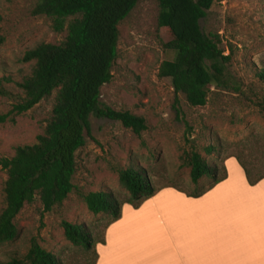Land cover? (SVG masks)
<instances>
[{
    "label": "rangeland",
    "instance_id": "374dc122",
    "mask_svg": "<svg viewBox=\"0 0 264 264\" xmlns=\"http://www.w3.org/2000/svg\"><path fill=\"white\" fill-rule=\"evenodd\" d=\"M36 1L0 0V77L12 80L4 84L12 96H0V113L21 95L16 82L32 71V61H21L24 51L42 42L59 43L66 34L55 32L50 18L31 14ZM158 11V0H137L118 23L112 78L100 88L102 105L142 116L146 129L136 134L118 121L91 115L85 144L74 154L72 191L50 211L38 197L25 203L15 218L17 238L0 244V261L23 258L35 238L63 264H91L92 251L68 241L62 222L80 225L99 240L109 216L89 211L83 195L109 191L125 201L129 194L118 182L119 168L143 169L153 187L173 185L192 192L212 181L206 175L196 184L190 181L192 151L209 165L216 163L218 174L230 155L264 167V116L255 106L264 96V83L254 75L256 67H264V0H213L199 21L205 34L219 35L220 47L230 55L227 72L239 90L233 83L211 87L206 103L195 107L174 92L170 78L158 76L160 63L173 57V51L164 48L171 37L158 28ZM54 96L0 124V158L13 155L18 145L35 143L51 115ZM5 179L0 166V209Z\"/></svg>",
    "mask_w": 264,
    "mask_h": 264
},
{
    "label": "trees",
    "instance_id": "16d2710c",
    "mask_svg": "<svg viewBox=\"0 0 264 264\" xmlns=\"http://www.w3.org/2000/svg\"><path fill=\"white\" fill-rule=\"evenodd\" d=\"M137 0H37L31 10L35 16L51 20L55 32L65 30L59 43H39L24 51L21 61L33 62L30 75L16 82L21 95H17L8 111L0 113V124L13 120L15 115L26 112L39 101L55 92L51 115L43 132L33 144L18 145L13 155L0 158L5 171L4 205L0 209V244L11 242L18 236L15 218L25 203L38 197L45 211L59 206L72 191V175L75 170V151L85 144L89 133V117H103L120 122L124 127L139 134L146 129L142 116L127 110H115L100 102V88L112 78V64L117 54L118 23L124 19ZM157 26L166 31L171 39L164 44L173 51L172 59L163 60L158 68L159 77L170 78L175 93L184 96L195 107L206 103L211 87L239 86L229 76L227 69L230 55L220 47L217 33L205 34L199 21L210 9L213 0H158ZM3 37L0 36V44ZM255 77L264 83V67L255 68ZM10 77H0V96L11 97L4 84ZM264 116V96L255 101ZM211 147L208 150L210 153ZM234 156L243 168L249 184L264 177V167L257 161L246 163ZM223 161V160H222ZM189 178L193 184L204 176L212 181L190 196H199L224 179L226 170L222 164L209 165L196 151L189 156ZM134 167L116 170L119 184L128 192L125 201H118L111 192L91 191L83 195L89 211L104 213L109 217L104 228L119 218L121 206L128 203L138 207L160 187H153L143 174ZM68 241L91 250L95 264L96 241L80 225L63 221ZM104 230V229H103ZM103 234V233H102ZM101 239V238H100ZM63 264L52 253L44 250L35 238L23 258L12 257L0 264Z\"/></svg>",
    "mask_w": 264,
    "mask_h": 264
},
{
    "label": "crops",
    "instance_id": "0c3cea01",
    "mask_svg": "<svg viewBox=\"0 0 264 264\" xmlns=\"http://www.w3.org/2000/svg\"><path fill=\"white\" fill-rule=\"evenodd\" d=\"M226 176L199 196L161 186L94 245L95 264H264V177L249 184L230 155Z\"/></svg>",
    "mask_w": 264,
    "mask_h": 264
}]
</instances>
